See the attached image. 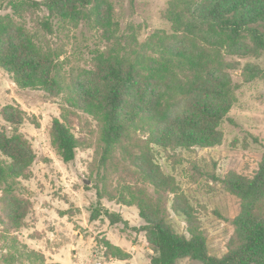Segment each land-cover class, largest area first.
Returning a JSON list of instances; mask_svg holds the SVG:
<instances>
[{
    "label": "trees",
    "instance_id": "obj_1",
    "mask_svg": "<svg viewBox=\"0 0 264 264\" xmlns=\"http://www.w3.org/2000/svg\"><path fill=\"white\" fill-rule=\"evenodd\" d=\"M41 7L48 12L41 21L48 33L53 32V18L73 26L91 20L105 41L113 42L95 55L92 68L66 82L57 62L59 53L36 43L9 14L0 16V68L19 88L41 89L51 96L64 93L70 107L92 116L99 127V167L104 172L121 170L132 180L122 186L119 196L103 186L104 191H97V203L107 198L137 208L142 223L132 230L144 233L150 264H178L185 258L201 264H264V153L252 177L229 172L222 180L240 201V209L232 219L234 234L227 251L214 256L193 207L175 177L154 161L151 147L221 144L219 126L236 100V85L228 71L240 65L226 56L264 53V0H169L163 17L172 33L157 30L143 42L134 34H118L109 0H19L13 5L19 17L23 10L33 14ZM262 72L258 65L243 66L246 81ZM1 117L11 128L10 133L0 131V228L5 238L26 226L32 203L19 192L18 184L27 177L36 154L19 131L23 111L9 104L1 109ZM65 122L55 117L49 136L56 154L68 163L83 141ZM168 195H172L171 210L184 217L187 235L167 221ZM102 216L111 225H128L104 206H96L90 220ZM104 248L106 258H131L108 240ZM2 256L7 264L15 262L12 254ZM29 256L38 259L37 264H61L47 263L42 253Z\"/></svg>",
    "mask_w": 264,
    "mask_h": 264
},
{
    "label": "rangeland",
    "instance_id": "obj_2",
    "mask_svg": "<svg viewBox=\"0 0 264 264\" xmlns=\"http://www.w3.org/2000/svg\"><path fill=\"white\" fill-rule=\"evenodd\" d=\"M18 1L0 0V16L9 14L34 36L36 43L59 53L57 62L66 82L92 68L95 55L113 44L105 41L102 30L91 20L73 26L53 18L50 19L53 32L48 33L41 26L47 10L41 7L33 14L23 10V16L19 17L13 8ZM109 1L119 35L134 34L143 42L157 30L172 33L163 17L169 0ZM226 59L239 61L240 65L228 71L232 84L236 85V100L219 126L223 134L221 144L190 149L151 146L154 161L165 174L175 177L193 207L204 230L208 251L214 256L227 251L234 234L232 219L240 209V201L225 189L222 180L229 172L252 177L264 153V53L259 57L226 56ZM248 63L263 70L251 81H246L243 75V66ZM9 104L23 111L24 122L19 131L32 145L36 158L27 177L18 184L19 192L32 203L26 226L5 238L1 237L0 228V264H7L2 256L6 253L13 255V264H37L39 260L29 256L32 252L42 253L47 263H55L57 259L61 264H97L98 261L109 264L103 255L106 240L103 234L122 237L130 246L141 234L132 227L142 221L134 206L125 215L129 218L127 226L111 225L103 216L96 222L90 220L92 211L96 206L102 207L101 203L109 209L119 207L107 198L97 203V191H104L102 188L106 186L107 193L119 196L122 186L132 183L121 170L104 172L99 167L101 143L97 121L70 107L66 94L51 96L41 89L19 88L12 76L0 68V131L8 133L11 128L2 119L1 109ZM55 117L65 120L74 135L83 141L75 159L68 163L61 160L50 143L49 128ZM171 201L172 195H168L167 221L176 232L187 235L184 217L171 210ZM178 264L201 263L185 258Z\"/></svg>",
    "mask_w": 264,
    "mask_h": 264
},
{
    "label": "crops",
    "instance_id": "obj_3",
    "mask_svg": "<svg viewBox=\"0 0 264 264\" xmlns=\"http://www.w3.org/2000/svg\"><path fill=\"white\" fill-rule=\"evenodd\" d=\"M109 202H114V201H109ZM102 206H104L107 209L110 208L105 203H102ZM118 206H119L118 209L111 208L109 210L110 211L113 210L114 212L119 213L125 220L128 221L129 218L126 217L125 215H126L127 211L133 210L131 208L132 206H125V205H121V204H119ZM97 220H94V222H96ZM140 225L141 224L137 225V227ZM139 233H141V234L138 236V239L135 242H133V240H132L130 246L127 245L126 241H124V238H122V237H116V236L108 234V233L103 234V236L106 237V240H108L110 243L120 247L122 250L128 252L131 255V258L127 259V260H119L116 258L104 257L107 261H109V264H150V257L148 256V252H147L148 251V243L146 241L144 233H142V232H139ZM80 236L82 237L81 234H80ZM54 261L59 262L57 259H55ZM97 263L103 264L101 261H98Z\"/></svg>",
    "mask_w": 264,
    "mask_h": 264
},
{
    "label": "built area",
    "instance_id": "obj_4",
    "mask_svg": "<svg viewBox=\"0 0 264 264\" xmlns=\"http://www.w3.org/2000/svg\"><path fill=\"white\" fill-rule=\"evenodd\" d=\"M97 264H100V263H97Z\"/></svg>",
    "mask_w": 264,
    "mask_h": 264
}]
</instances>
